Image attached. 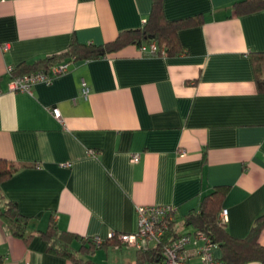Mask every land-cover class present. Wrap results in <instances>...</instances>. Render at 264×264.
Instances as JSON below:
<instances>
[{
    "label": "crops",
    "instance_id": "crops-1",
    "mask_svg": "<svg viewBox=\"0 0 264 264\" xmlns=\"http://www.w3.org/2000/svg\"><path fill=\"white\" fill-rule=\"evenodd\" d=\"M239 1L162 0L168 20L202 21L179 31V54L128 45L66 59V73L21 92L9 89L10 68L139 29L153 0H0V158L19 167L0 185V206L15 202L32 233L14 236L0 217L6 264H77L50 252L39 231L54 221L84 238L132 233L140 205H172L174 234L193 233L186 217L220 187L227 231L248 235L264 214V92L254 62L264 53V10L240 14ZM116 241L86 258L142 264L137 247ZM199 244L186 247L193 263Z\"/></svg>",
    "mask_w": 264,
    "mask_h": 264
},
{
    "label": "trees",
    "instance_id": "trees-1",
    "mask_svg": "<svg viewBox=\"0 0 264 264\" xmlns=\"http://www.w3.org/2000/svg\"><path fill=\"white\" fill-rule=\"evenodd\" d=\"M235 7L240 14L264 10V0H242L236 3ZM201 22V19L192 17L173 21L168 20L163 11L162 0H153L152 14L141 28L122 31L115 40L99 45L72 41L67 50L62 53L39 59L32 64L17 66L12 70V78L39 70H49L51 66L66 59L80 61L104 57L118 52L128 45L141 47L155 42L160 51L165 50L166 55H177L181 52L178 39L179 31L199 25ZM254 62L259 90L264 92V53L254 56ZM18 169L17 165L0 158V185L13 176ZM225 194L226 189L220 187L205 196L199 212L190 213L186 217L185 225L193 228V234L204 233L220 246L222 256L219 259L227 264H264V245L260 242V235L264 229V214L256 219L246 237L237 238L232 236L226 229V222H223L220 218ZM1 198L0 187V200ZM0 217L14 236L26 240L32 236V233L28 232L29 220L19 211L15 202H6L3 207L0 206ZM173 223L164 238L167 243H171V241L181 236L174 234ZM38 234L47 241L50 252L68 258L77 264H97L86 257L92 255L102 246L109 243L115 244L120 233H115L113 237H100L102 242L99 244L96 240L97 237L84 238L76 233L60 230L54 221H50L49 226L45 230L39 231ZM138 250L142 264L157 262L162 255V247L159 245L146 250Z\"/></svg>",
    "mask_w": 264,
    "mask_h": 264
},
{
    "label": "built area",
    "instance_id": "built-area-1",
    "mask_svg": "<svg viewBox=\"0 0 264 264\" xmlns=\"http://www.w3.org/2000/svg\"><path fill=\"white\" fill-rule=\"evenodd\" d=\"M7 46H5V49ZM142 53H149L151 55L165 56L164 49L160 51L158 45L152 42L140 47ZM69 69V62H61L51 66L49 70H39L31 72L22 76L12 78L9 83L11 91L30 92L33 85L36 83L50 84L53 79L61 74H64ZM12 69H9L11 72ZM90 89L84 82L82 85V94L85 98L89 96ZM55 118H61V112L57 107L51 109ZM184 153L185 151H181ZM138 156L133 157V161L137 162ZM176 209L172 205H140L137 207L138 228L132 233H120L117 236L119 244L137 247L138 249L146 250L158 245L162 247V255L157 262H147L145 264H227L223 260L215 257L214 249L217 247L208 236L204 233H186L180 237L167 243L164 241L166 233L169 231L171 224L175 220ZM228 212L223 209L220 218L223 222L227 221ZM115 233L108 237H113ZM100 244L102 241L100 237L96 238ZM198 244L199 261L193 263L190 260V253L186 249L189 244ZM0 264H6L5 258L0 255Z\"/></svg>",
    "mask_w": 264,
    "mask_h": 264
}]
</instances>
